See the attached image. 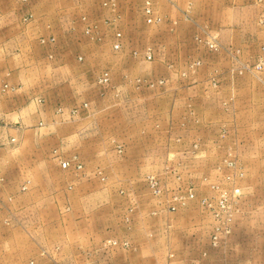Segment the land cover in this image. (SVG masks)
I'll use <instances>...</instances> for the list:
<instances>
[{"label":"rangeland","instance_id":"374dc122","mask_svg":"<svg viewBox=\"0 0 264 264\" xmlns=\"http://www.w3.org/2000/svg\"><path fill=\"white\" fill-rule=\"evenodd\" d=\"M146 1L161 18L160 24L147 26L144 23L142 11ZM165 1L29 0L28 8L34 15L40 9L38 5L43 4L48 6L46 10L54 19L59 17L57 24L50 20L51 28L48 29L52 30V35L62 37V33H66L76 40L74 47H61L63 40L55 47L50 46L42 57L47 68L84 65L89 48H95L99 54L96 59L87 56V72L82 73L83 79L75 85L71 94L63 88L58 74L50 73V93L56 97L50 99L48 106L55 120L42 122V128H56L69 123L80 111L79 105L103 110L107 106L104 102L110 98L130 100L138 97L141 105L137 111L143 114L161 113L166 139L159 167L144 175L132 188L118 183L111 188L117 195L123 196L120 193L128 192L135 197L97 201L99 205L108 203L113 209V237L101 241L94 252L110 255L120 251L130 257L156 255L163 264L175 259L170 256L190 259L195 253L193 257L198 264L211 259L215 264L218 261H222L219 264H228L232 261L228 257L234 254V250L227 244L233 241V245L235 241L240 247L236 251L241 253L237 255L240 257L238 261L264 264V2L256 0V3L252 2V5L242 9L240 24L236 25L237 33L241 34L239 42L227 38L228 43H232L223 46L217 36L206 34L194 39L193 56L171 57L159 55L155 42L154 29L164 24V15L170 12ZM196 2V8L190 5L181 16L207 17L213 21V16L225 14L220 8L208 7L206 0ZM105 3H113L115 8L104 7ZM82 18L86 20L83 22ZM87 27L93 28L91 36L84 33ZM117 32L122 35V49L114 53L111 42ZM55 38L58 36L55 35ZM209 43H214L216 48L210 49ZM148 50L153 54L152 62L143 59ZM78 57L83 60L79 62ZM171 59L174 63L169 65ZM227 65L225 73L214 71ZM103 71H108L110 76L109 86L104 88L96 84L97 76ZM199 76L208 80L203 95L205 100L198 105L187 104L184 101L185 92L191 88L187 83ZM7 86L12 90L0 94L16 92L15 87ZM74 109L78 112L71 115ZM195 109L211 116L205 126L196 118ZM174 110L179 115H185L182 121L174 123L171 120ZM198 122L202 130L206 126L209 127L207 130L211 129V138L208 139L212 142L211 151L205 152L206 144L199 139L194 143L191 142L193 139L190 141L188 127ZM50 136L51 144L56 146L54 139L57 136ZM194 145L198 147L193 149ZM50 156L58 162L77 157L84 165L78 155L65 153L62 149L54 148ZM226 160L236 161L244 172L243 179L235 181L236 187L241 190L238 197H233V185L225 181L226 176L233 175L224 166ZM101 162L108 163L105 159ZM95 176L105 179L99 170ZM148 176L158 180V196L153 195L147 186L145 180ZM27 186V183L20 186L19 193H25ZM24 187L26 189L22 190ZM189 191L194 199L179 208L176 199L186 197ZM222 194L229 199L230 230L227 235L216 232L219 244L214 249L210 243L213 229L223 227L227 219V215L219 210ZM74 202L76 199L66 198V211L74 206ZM50 203L59 207L57 201ZM83 206L93 208L95 200H85ZM169 206L177 207L176 212H169ZM58 216L37 214L30 217L31 225L35 227L29 233L16 230L17 225L14 224L17 221L13 217L0 216V264H68L61 263L57 256L51 259L48 256L58 251ZM237 222L239 227L236 228ZM107 241H126L129 248L104 249L103 244Z\"/></svg>","mask_w":264,"mask_h":264},{"label":"crops","instance_id":"0c3cea01","mask_svg":"<svg viewBox=\"0 0 264 264\" xmlns=\"http://www.w3.org/2000/svg\"><path fill=\"white\" fill-rule=\"evenodd\" d=\"M206 2L208 7L220 8L225 14L221 17L213 16V21L207 17L186 18L181 16V13L190 5L196 8V0L165 1L170 12L168 14L164 11V24L154 29L159 55L193 56L194 39L206 34L217 36L219 44L223 46L232 43H228V39L235 43L240 41L241 34L237 33L239 30L236 25L240 24L242 9L252 5V2L256 3V0ZM28 5L29 0L26 3L18 0H0V89L5 84L17 89L14 93L0 94V216L13 217L17 221L14 224L17 225L16 230L22 229L21 231L29 233L35 227L31 225L30 217L37 214L59 215L57 227L60 236L56 247L58 251H53L55 255L48 256L49 259L57 256L61 263L163 264L156 255L130 257L120 251L110 255L94 252L101 241L113 237V209L110 204L99 205L97 201L115 197H135L128 192L120 193L123 196L117 195L111 188L115 183L127 184L132 188L144 175L159 167L160 153L166 139L162 131L161 113L153 111L143 114L142 111H137L141 105L138 97L129 98L130 100L110 98L104 102L107 106L103 110L94 109L90 105V110H86L79 105L80 111L69 123L56 128H42V122L55 120L48 106L50 99L56 97L50 93V73H57L63 82V88L71 94L75 85L80 84L83 79L82 73L87 72V56L96 59L99 54L95 52V48H89L85 54L87 56L84 65L75 68L66 65L47 68L42 57L50 50V46L55 47L63 40L64 45L61 47H74L76 40L66 33H62V37L55 34L58 38L52 35V30L48 29L50 20L53 19L54 24H57L59 17L54 19L51 12L46 10L48 6L39 4L40 9H37L34 15ZM50 38L54 39V45L48 43ZM41 39L47 42L41 44ZM169 63L171 65L174 62L171 59ZM227 68L228 65L214 71L225 73ZM207 81L200 76L192 78V81L187 83L191 88L185 92V103L198 105L204 102ZM118 108L121 110L116 111ZM194 113L198 121L203 122V126L208 118H211L196 109ZM171 116V120L177 123L182 121L185 115H179L174 110ZM189 128L190 141L193 139L191 142L194 143L199 139L206 144L204 151H211V129L207 130L209 127L206 126V129L202 130L199 122L191 123ZM50 135L57 136L54 139L56 146L51 144ZM12 140L14 142H11ZM117 146L123 148L121 155L117 154ZM54 148L78 155L84 164L83 170L79 171L78 175L63 170L60 163L50 156ZM102 159L108 163L103 164ZM98 170L105 179L95 176ZM26 183L27 191L19 193L20 186ZM66 198L76 199L74 206L67 211ZM85 200H95V207H84ZM51 201H57L59 207L51 206ZM238 224L237 222L236 228L239 227ZM232 242L227 245L234 250V254L228 257L232 260L231 263H227L248 264L242 260L238 261L240 257L237 255L241 253L236 250L239 245L235 241L232 245ZM193 256L190 259L170 256L175 259L169 261V264H198ZM212 262L211 259L203 261L202 264H215ZM220 262L222 261H218V264Z\"/></svg>","mask_w":264,"mask_h":264},{"label":"built area","instance_id":"2783aa9c","mask_svg":"<svg viewBox=\"0 0 264 264\" xmlns=\"http://www.w3.org/2000/svg\"><path fill=\"white\" fill-rule=\"evenodd\" d=\"M104 7H107L108 9H114L115 8L113 3H105ZM142 15L144 18V23L147 26L158 25L161 22V18L158 17V15L155 13V11L152 8L151 3L149 1L145 2L144 7H143V11H142ZM85 20H86L85 18H82L83 22ZM92 30H93L92 27H87L84 30L85 35L91 36L93 33ZM121 40H122L121 33H118V32L115 33L113 40H112V44H111V48L114 52H119L122 49ZM46 42L47 41L44 39L40 40L41 44H45ZM48 43L53 44L54 39L50 38L48 40ZM208 46L210 49L216 48V45L214 43H209ZM143 59L146 62H152L153 54L148 50L144 53ZM77 60L79 62H81L83 59L81 57H78ZM109 83H110V76H109L108 71L101 72L96 78V84L99 87H102V88L107 87V86H109ZM9 90H12V89H9V87L7 85H5L2 87L0 92L6 93ZM81 108L86 109L87 105L83 104ZM59 112H61V111L59 110ZM77 112L78 111L74 109L71 111V115H76ZM197 147H198L197 145H194L193 149H196ZM116 151L118 154H121L123 151V148L121 146H117ZM59 163H60V167L63 170H67V171L73 170L75 172H79L83 169V166L81 163H79L77 157H73L72 160H70V161H60ZM224 166L228 171H231L233 173V175H231V176H229V175L226 176L225 181L227 183L233 185V194H232L233 197H238V196H240L241 190L238 187H236L235 181L243 179L244 172H243L242 168L238 165V163L236 161H233V160H226L224 163ZM145 181H146L147 186L152 191L153 195L158 196L160 192H159V188H158L159 183H158V180L156 179V177L148 176V177H146ZM25 189H26L25 187L22 188V190H25ZM193 199H194V195L191 193V191H189L186 197H180V198L176 199V201H177V205L179 206V208H182V207H185L186 201L193 200ZM228 209H229V199L225 194H222V195H220L219 210L223 214L227 215V219L225 220V223H223V227L213 229V233L211 235L210 243H211V247L214 249L217 248L218 244H219L218 235L216 234V232L217 233H224L225 235L229 234V230H230L229 229V223H230L231 219H230ZM176 210H177V207H174V206L168 207L169 212H176ZM103 248L104 249L121 248L123 250H127L129 248V243L126 241H123L121 243H119L117 241H107L103 244ZM29 264H34V263L30 262Z\"/></svg>","mask_w":264,"mask_h":264}]
</instances>
